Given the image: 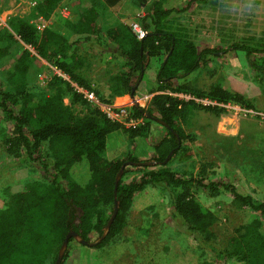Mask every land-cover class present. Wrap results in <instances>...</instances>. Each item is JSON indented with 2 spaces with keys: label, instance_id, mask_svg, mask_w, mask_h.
I'll list each match as a JSON object with an SVG mask.
<instances>
[{
  "label": "trees",
  "instance_id": "16d2710c",
  "mask_svg": "<svg viewBox=\"0 0 264 264\" xmlns=\"http://www.w3.org/2000/svg\"><path fill=\"white\" fill-rule=\"evenodd\" d=\"M62 1L37 0L32 18L39 14L58 17L70 33L79 36L74 40L69 33L56 29V23L39 32L29 18L18 16L8 22L12 31L0 30V59L10 54L16 41L25 48L8 72L7 86H0V141L9 145L20 164L34 165L42 174L41 179L27 181L20 191L5 190L6 200L0 208V264H46L49 260L55 264L70 231L89 242L103 234L117 201L118 209L110 231L95 247L105 245L127 224L135 196L147 186L159 187L168 195L173 218L217 261L236 258L242 264H264V234L260 230L264 200L256 201L251 195L242 194L232 182L206 181L203 174L213 170L212 162L201 164L200 177L187 178L170 167V160L175 156L190 154L188 147L182 144L187 135L181 127L189 115L200 108L220 114L225 111L220 103L233 101L250 106L242 95L231 93L220 82L212 83L208 89L175 84L176 80L195 71L207 57L216 54L214 48L199 51L194 42L167 26L169 17L179 9V0H152L147 5L140 22L147 34L141 39L132 26L123 21L106 30L99 25V18L121 0H89L79 9L76 20L61 18L58 6ZM26 45L34 47L43 60L58 66L73 81L95 90L108 102L117 96L135 97L148 61L164 55L148 115L142 106L134 104L132 107L135 116L144 117V124L126 127L109 119L57 75L51 76L46 92L37 91L36 79L44 64ZM233 47L243 50L250 66L264 73V58L260 63L251 58L264 52V46L237 43ZM86 50L112 54L127 61V69L109 73L108 95L101 94L96 82L86 75L91 64ZM170 91L208 98L216 104L203 105L195 99H180ZM65 98L69 99L68 103ZM119 100L128 102V97ZM77 103L86 106V111L76 112ZM152 121L165 123L167 135L154 144L156 164L143 165L141 162L147 160L135 156L130 148L137 136L149 132ZM8 122L11 123L10 134ZM116 131L127 134V144L111 149L109 137ZM172 150V157L164 162ZM126 162L132 163L125 165L115 196L116 175ZM130 172L136 175L126 181L125 176ZM193 182L211 195L230 192L236 207H249L261 219L238 226L225 247H218L213 242L212 230L218 221V210L204 206L195 197ZM73 240V237L69 240L62 264L66 263ZM200 264L218 263L203 259Z\"/></svg>",
  "mask_w": 264,
  "mask_h": 264
},
{
  "label": "rangeland",
  "instance_id": "374dc122",
  "mask_svg": "<svg viewBox=\"0 0 264 264\" xmlns=\"http://www.w3.org/2000/svg\"><path fill=\"white\" fill-rule=\"evenodd\" d=\"M89 0H63L58 6L61 18L76 20L78 11ZM152 0H121L106 14L99 18L103 30L119 21L130 26L141 22L146 14V7ZM37 0H1L0 30L9 27L11 17L32 19V11ZM178 11L172 13L167 26L178 34L194 42L198 50L214 48L215 55H210L200 66L186 77L176 80L175 84H185L201 89L215 82L233 94L242 95L250 106L238 102L220 103L225 111L216 114L200 108L181 124L186 139L183 146L188 147L190 154L175 156L170 161L171 169L184 177H200L202 163L214 164L206 181L220 180L232 182L242 194L251 195L256 201L264 200V73L253 69L243 50L235 49L234 44H251L264 46V0H179ZM68 8L70 17L61 11ZM67 9V10H68ZM60 18V17H59ZM56 29L70 34L71 40L78 35L68 31L58 17L54 16ZM141 24V23H140ZM11 30V29H10ZM12 31V30H11ZM18 38V37H17ZM24 45L16 41L10 54L0 59V86H7L9 70L17 57L24 50ZM91 64L86 72L87 77L99 86L101 94L108 89L109 73L127 69L124 58L112 54L94 53L86 50ZM253 58L262 62L264 52L256 53ZM164 55L153 57L148 61L134 98L138 100L126 102L145 108L148 115L149 102L157 87V71ZM43 62V61H42ZM44 64V62H43ZM42 72L52 74L46 65ZM38 90L46 92L45 81L36 79ZM189 95V94H186ZM209 100L208 98H197ZM69 102V101H68ZM210 105L209 103H202ZM219 104V103H218ZM79 113L86 111L81 103L74 105ZM1 112V111H0ZM8 122L7 132L10 134ZM167 135L164 124L152 121L146 135L137 136L131 146L134 155L147 161L155 158L154 144ZM128 136L122 131L113 132L108 141L111 149L127 144ZM136 173H128L129 181ZM38 167L20 164L17 155L9 149L5 141H0V208L6 200L5 190L17 192L23 189L31 179H41ZM195 197L206 207L218 210V221L212 226L215 233L214 244L224 248L235 229L249 221L260 218L259 214L249 207H236L233 196L228 191L211 195L209 191L197 183L191 184ZM173 209L169 197L159 187L147 186L135 196L128 214L127 224L122 231L112 237L101 247L82 245L76 240L70 242L69 256L65 264H97L92 258H86L84 250L101 253L105 264H200L203 259L218 264H242L236 258L217 261L215 256L200 245L183 225L173 218ZM261 232L264 234V220L261 219ZM81 257V259L79 258ZM46 264H53L51 260Z\"/></svg>",
  "mask_w": 264,
  "mask_h": 264
},
{
  "label": "built area",
  "instance_id": "2783aa9c",
  "mask_svg": "<svg viewBox=\"0 0 264 264\" xmlns=\"http://www.w3.org/2000/svg\"><path fill=\"white\" fill-rule=\"evenodd\" d=\"M68 8H64L63 11H61L62 15L65 17H70V11ZM60 14V12H59ZM31 23L37 28L39 32H43L44 30L51 28L55 25L56 21L53 16L46 17L44 15H36L31 20ZM133 32L137 35L139 39L143 38L147 34V30H145L142 25L139 22H135L132 25ZM26 47L32 52V54L38 56L37 52L35 51L34 47L31 45H26ZM46 67L51 70V75L47 74L45 72H42L40 74V78H42L45 81V85L48 84L50 78L52 75H57L64 80L68 81L74 90L78 92L84 100H86L89 104L92 106L99 108L101 111H103L107 117L113 121H117L121 124H123L126 127H136L141 124H144L145 120L144 117H138L134 115V112L132 110L133 105L131 104H116L115 102H108L103 100L93 89H90L86 86H82L78 84L77 82L73 81L71 77L65 73L62 69H60L56 65L49 64L47 61L43 60L40 56H38ZM170 94L184 100L188 99H195L197 102L202 103H212L209 100L204 99H197L196 97H193L191 95H186L184 92H169ZM134 98V97H131ZM132 101L138 100L137 98L131 99ZM69 99L65 98V102L68 103Z\"/></svg>",
  "mask_w": 264,
  "mask_h": 264
},
{
  "label": "water",
  "instance_id": "95a60500",
  "mask_svg": "<svg viewBox=\"0 0 264 264\" xmlns=\"http://www.w3.org/2000/svg\"><path fill=\"white\" fill-rule=\"evenodd\" d=\"M165 125V123H163ZM172 154H173V150L168 154L166 160L164 162H167L171 157H172ZM132 162H126L121 168L120 170L118 171L117 175H116V179H115V196H116V192H117V187H118V184H119V181L120 179L122 178L123 176V173H124V167L125 165L127 164H130ZM141 164L143 165H152V164H156V160H149V161H144V162H141ZM117 209H118V202L116 201L115 202V208H114V212L111 216V218L109 219L105 229H104V232L103 234L97 238L95 241H92V242H89L87 240H85L82 236H80L77 232L75 231H70L67 236L65 237L64 241L62 242V245L59 249V253H58V256H57V259H56V263L55 264H62V260H63V257H64V254H65V251L66 249L68 248V244H69V240L71 237L74 238V240H76L78 243L82 244V245H87V246H90V247H95L97 246L109 233L110 231V226L112 224V221L117 213Z\"/></svg>",
  "mask_w": 264,
  "mask_h": 264
},
{
  "label": "crops",
  "instance_id": "0c3cea01",
  "mask_svg": "<svg viewBox=\"0 0 264 264\" xmlns=\"http://www.w3.org/2000/svg\"><path fill=\"white\" fill-rule=\"evenodd\" d=\"M125 23H127V22H125ZM105 94L106 95L109 94V89H107V91L105 92ZM125 97L126 98L128 97V102H130L131 98H130L129 95H123V96L114 97L113 98V102H115L116 104H129V103L122 102V101L119 100L120 98H125ZM77 250H78L77 255H79V253H81V252H83L85 254L87 253L85 259L86 258H90V259L92 258V260L94 262H96L97 264H105L104 262L106 260H104V257L102 255H100L101 253L94 252V250H93V252H91V250H84V247L83 248H80V249H77ZM79 258L81 259L80 256H79Z\"/></svg>",
  "mask_w": 264,
  "mask_h": 264
}]
</instances>
